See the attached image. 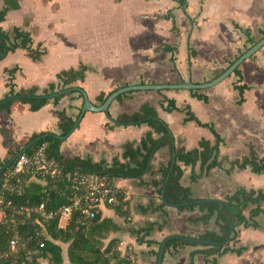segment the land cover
Here are the masks:
<instances>
[{
  "label": "crops",
  "instance_id": "0c3cea01",
  "mask_svg": "<svg viewBox=\"0 0 264 264\" xmlns=\"http://www.w3.org/2000/svg\"><path fill=\"white\" fill-rule=\"evenodd\" d=\"M179 1L0 0V10L9 9L0 28L29 33L33 47L41 45L47 50L39 62L30 60L24 50L7 54L0 61V103L8 93L6 70L12 68L19 69L13 81L16 91L37 88L39 95L49 85L57 84L60 72L85 65V80L76 83L75 89L99 106L101 95L107 97L124 87L210 82L264 37V0H186L182 8ZM235 26L248 30L249 38ZM164 46L175 50V55L163 52ZM238 70L240 77L232 75L213 89L197 91L200 97L186 91L125 94L110 105L107 113H86L60 145L59 154L92 163H126L124 145L139 143L150 129L145 125L117 126L115 121L121 115H134L145 104L154 108L166 124L173 147L189 152L197 149L202 139L214 144L207 129L192 122L184 124V113L167 112L166 103L162 108L166 98L178 109L189 107L198 121L213 125L224 140L219 147L220 168L194 182L193 176L201 172L200 164L182 167L180 184L196 202H224L238 189L264 192V174L255 175L249 168L228 172L231 161L248 155V145L254 146L259 163H264V47ZM236 85L247 88L241 105ZM72 93L57 106L47 104L37 112L17 103L10 114H0V129L9 132L11 139V146L6 148L5 137L0 134V162L33 135H60L56 111H64L75 122L83 98L78 91ZM171 161L170 146L163 147L156 152L151 171L142 178L113 180L123 195L126 217L116 215L112 208L100 209L102 219L118 227L106 244L118 240L121 255L131 251L135 264H157L159 246L169 236L199 239L206 232H219L215 217L207 225H194L189 221L201 217L197 209L179 212L163 204L159 187L153 184L163 180V171ZM32 184L45 185L38 181ZM260 207L264 211V202ZM252 209L250 206L244 212L246 219ZM254 221L256 228H236V238L210 256L204 246H175L164 248L161 264H264V214ZM149 226L152 229L148 234L135 235V231H145ZM224 249L228 253L220 256ZM239 250L243 252L238 256Z\"/></svg>",
  "mask_w": 264,
  "mask_h": 264
},
{
  "label": "trees",
  "instance_id": "16d2710c",
  "mask_svg": "<svg viewBox=\"0 0 264 264\" xmlns=\"http://www.w3.org/2000/svg\"><path fill=\"white\" fill-rule=\"evenodd\" d=\"M115 1L120 2L121 0ZM185 2L186 0L179 1L181 8ZM8 11V8L0 10V24L4 22ZM170 18L168 17V19ZM235 27L249 38L250 32L248 30L240 29L237 26ZM173 29L175 31V28ZM4 49H6L7 54L15 53L17 50H24L33 62H39L47 54V50L41 45L33 47L30 34L18 28H14L11 32H4L0 28V58L3 55ZM161 50L163 52H171L172 56L175 55V50L167 46L162 47ZM188 65H190L189 61ZM87 71L88 68L85 65H80L76 70L70 69L68 71H62L56 76L57 84L49 85L41 94L48 96L59 91H69L76 87V83L84 82ZM18 72V68L6 70L8 77V83L6 85L8 93L6 99L13 97L23 98L17 101H8L0 105V114H10L12 106L17 103L28 105L31 112H37L47 104L57 106L63 98L73 94L72 92H68L53 100H29L26 97L38 95L39 90L32 88L30 90L16 91L13 81ZM233 76L240 77V71L237 69ZM234 89L240 95L238 104L241 105L243 103V94L247 88L236 85ZM190 93L194 97H200L196 91H191ZM121 97L117 100H120ZM106 98L104 95H101L98 98L99 104H103ZM203 100L207 102V98L204 97ZM164 103L167 105L165 109L167 112L177 111L184 113V124L192 122L200 128L207 129L215 139L214 144L212 145L209 141L202 139L198 143V148L189 152L184 151L182 148L173 147L172 136L166 124L158 118L154 108L145 104L134 115H121L115 121L117 126L145 125L150 129L139 143L132 142L124 145L123 160L126 163L114 160L108 165L105 162L92 163L89 160H81L79 158H63L59 154L62 142L51 137L33 145L26 154H32L40 145L46 143L48 144L46 151L47 157L56 160L61 165L64 173L78 172L99 177H108L112 180H133L140 179L148 174L151 171V163L156 152L163 147L170 146L171 154L175 155V164L164 188L163 196L165 202L169 206L177 208L179 212H192L197 209L201 217L191 219L189 221L190 224L207 225L214 217L216 218L219 232H206L199 236V240L219 244L223 243L229 232L232 219L231 212L234 215L235 224L229 241H233L236 238V228L238 227L256 228L257 224L254 219L264 214V211L260 207L261 203L264 202L263 191L238 189L231 196L224 198L223 203L225 205L219 201L200 202L196 204V200L192 198L190 191L181 186L180 180L183 176L182 167H194L197 163L200 164V174L192 178V181L195 182L208 174L210 170L222 166L221 162L218 161V155L219 147L224 144V140L215 131L213 125L203 124L198 121L189 107L178 109L174 102L165 98L161 105L162 108ZM55 115L58 120L57 130L60 136L64 137L72 129L74 121L64 111H56ZM0 134L5 137L4 147H10V133L0 129ZM42 135L44 134L33 135L26 142L16 146L12 152L8 153L7 158L0 162V170L8 161L19 154L27 144ZM153 135L159 136V138L155 139ZM247 148L248 155L241 159L231 161L228 172L233 171L235 168L238 170L249 168L255 175L264 174V163H259L254 146L248 145ZM11 167L12 164L0 176V199L10 201L16 208L38 206L43 203L45 204L47 212H56L59 208L69 204L68 192L61 183L46 182L45 185L39 187L32 183L26 186V181L22 180L18 191L17 189L16 191H10L7 189L6 176L11 170ZM169 169L170 166L163 171V180L153 184L155 187H159V195L162 193L164 180L169 173ZM250 206H253L254 209L250 211L249 219H246L244 212ZM124 208V198L120 193L119 205L112 209H114L116 215L126 217L127 213ZM11 220L13 221L0 219V264H41L42 262H46L47 264H65V262L67 264H135L132 259L134 258V254L131 251L127 250L125 255H121L118 249V240L112 239L106 244L110 235L115 233L118 227L113 221L102 219L100 211L93 220H84L80 214H75L73 219L65 227H59L58 218L45 221L35 215L29 218L13 216ZM151 229L152 227L149 226L145 231L140 230L134 233L137 236L142 232L148 234ZM12 239H16L19 244V249L16 253H12L9 248V242ZM40 245H43V247L41 248ZM175 246L197 247L194 244L173 240L166 244L165 250ZM215 251L216 248L207 247L206 255L210 256ZM242 252V250L236 251V255L239 256ZM226 253H228V250L224 249L220 256ZM207 263L209 264L208 261H206ZM210 264H216V261H212Z\"/></svg>",
  "mask_w": 264,
  "mask_h": 264
},
{
  "label": "built area",
  "instance_id": "2783aa9c",
  "mask_svg": "<svg viewBox=\"0 0 264 264\" xmlns=\"http://www.w3.org/2000/svg\"><path fill=\"white\" fill-rule=\"evenodd\" d=\"M47 148L48 144L44 143L30 155L26 153L18 155L6 176L7 189L18 191L22 180L26 181V186L35 181L44 184L61 183L68 192L69 204L56 212H47L43 203L38 206L16 208L10 201L0 199V219L13 221L11 220L13 216L29 218L35 215L45 221L58 218L59 227H65L75 214H80L84 220H93L100 209L118 207L120 191L112 179L78 172L64 173L56 160L47 157ZM9 248L12 253H16L19 249L18 241L12 239Z\"/></svg>",
  "mask_w": 264,
  "mask_h": 264
},
{
  "label": "water",
  "instance_id": "95a60500",
  "mask_svg": "<svg viewBox=\"0 0 264 264\" xmlns=\"http://www.w3.org/2000/svg\"><path fill=\"white\" fill-rule=\"evenodd\" d=\"M264 47V37L257 42L256 44H254L252 47H250L245 53H243L237 60H235L226 70H224L218 77H216L215 79L211 80L210 82L204 83V84H179V85H148V86H130V87H124V88H120L115 90L114 92H112L110 95L107 96L106 100L104 101L103 104L99 105V106H95L93 105L87 98L86 94L82 91V90H78V89H71L69 91H59V92H55L52 95H48V96H44L42 94L33 96V97H26L29 100H53L55 98H58L60 96L65 95L68 92H73V91H78L82 98H83V104H82V108L80 110V113L76 119V121L74 122V125L72 127V129L70 130V132L62 137L60 135H52V134H44L36 139H34L33 141H31L29 144H27L23 150L19 153H26L33 145H35L36 143H38L41 140H44L48 137H51L57 141H65L78 127V124L80 123V121L82 120L83 116L86 113H107L108 109L110 107V105L117 100L119 97L128 94V93H132V92H161V91H186V92H191V91H206V90H210L213 89L215 87H217L218 85L222 84L224 81H226L227 79H229L234 72L247 60H249L251 57H253L256 53H258L262 48ZM7 55V51L6 49H4L3 51V55L0 58V61L4 59V57ZM23 97H13V98H9L6 99L5 101L1 102L0 105L8 102V101H17L22 99ZM17 154L13 159H11L10 161H8L0 170V176L11 166V164L13 163V161L18 157ZM175 164V155H172V161H171V165H170V169H169V173L168 175L165 177L164 180V184L162 187V193H161V200L163 202L164 205L169 206L165 200H164V196H163V192H164V188L166 186V183L169 179L170 173L172 171V168ZM200 202H204V201H199V202H195L200 203ZM221 204L225 205L223 202H220ZM232 219H231V224H230V228H229V232L228 235L225 239V241L221 244L219 243H212V242H206V241H202L199 239H192V238H187V237H181V236H169L167 237L164 241H162V243L159 246V250H158V258H157V264H161L162 262V257H163V253H164V248L166 246V244L169 241L172 240H179L182 242H186V243H190V244H194V245H198V246H204V247H214L217 249V251H220L222 249V247L228 243L229 238L231 236L232 231L234 230V224H235V219H234V215L232 214Z\"/></svg>",
  "mask_w": 264,
  "mask_h": 264
},
{
  "label": "rangeland",
  "instance_id": "374dc122",
  "mask_svg": "<svg viewBox=\"0 0 264 264\" xmlns=\"http://www.w3.org/2000/svg\"><path fill=\"white\" fill-rule=\"evenodd\" d=\"M35 188H36V187H35ZM61 224H62V226H64V222H62Z\"/></svg>",
  "mask_w": 264,
  "mask_h": 264
}]
</instances>
